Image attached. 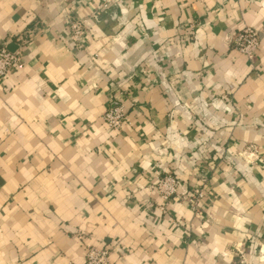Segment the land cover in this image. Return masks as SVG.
Masks as SVG:
<instances>
[{"label": "crops", "instance_id": "0c3cea01", "mask_svg": "<svg viewBox=\"0 0 264 264\" xmlns=\"http://www.w3.org/2000/svg\"><path fill=\"white\" fill-rule=\"evenodd\" d=\"M4 45L0 264H84L87 242L112 264H264V0H0Z\"/></svg>", "mask_w": 264, "mask_h": 264}, {"label": "built area", "instance_id": "2783aa9c", "mask_svg": "<svg viewBox=\"0 0 264 264\" xmlns=\"http://www.w3.org/2000/svg\"><path fill=\"white\" fill-rule=\"evenodd\" d=\"M70 38L77 47H82V39L86 35V27L81 19L72 17L69 21ZM235 48L254 58L260 49L261 39L258 29L253 26H245L241 29L234 40ZM22 55L18 50H10L7 46H0V79L4 78L9 68L21 61ZM127 111L122 102L106 111L104 118L107 124L113 129L122 128L127 121ZM165 199H171L178 194L179 180L176 174L168 171L160 175L152 185ZM206 187L196 185L191 187L187 194L181 198L185 201L192 211L199 215L201 203L206 197ZM111 247H100L91 242L85 244V263L84 264H112L110 260Z\"/></svg>", "mask_w": 264, "mask_h": 264}, {"label": "water", "instance_id": "95a60500", "mask_svg": "<svg viewBox=\"0 0 264 264\" xmlns=\"http://www.w3.org/2000/svg\"><path fill=\"white\" fill-rule=\"evenodd\" d=\"M10 50H15V49H13V48H9Z\"/></svg>", "mask_w": 264, "mask_h": 264}]
</instances>
